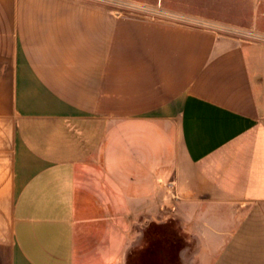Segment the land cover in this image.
I'll return each mask as SVG.
<instances>
[{"label": "crops", "instance_id": "0c3cea01", "mask_svg": "<svg viewBox=\"0 0 264 264\" xmlns=\"http://www.w3.org/2000/svg\"><path fill=\"white\" fill-rule=\"evenodd\" d=\"M165 183L182 264H264V40L0 0V264H128Z\"/></svg>", "mask_w": 264, "mask_h": 264}, {"label": "rangeland", "instance_id": "374dc122", "mask_svg": "<svg viewBox=\"0 0 264 264\" xmlns=\"http://www.w3.org/2000/svg\"><path fill=\"white\" fill-rule=\"evenodd\" d=\"M108 4L117 14L139 15L149 18L178 19L196 25L210 27L222 34L243 35L247 40H264L263 35L253 33V16H264V0H100ZM165 156H168L165 153ZM175 197L171 185L164 184L163 216L161 220L141 219L137 224L142 229L134 249L147 245L146 232L152 224L183 231V225L175 219ZM155 204V203H154ZM161 203H158V206ZM162 221V222H161ZM146 224V225H145ZM193 242V241H192Z\"/></svg>", "mask_w": 264, "mask_h": 264}, {"label": "trees", "instance_id": "16d2710c", "mask_svg": "<svg viewBox=\"0 0 264 264\" xmlns=\"http://www.w3.org/2000/svg\"><path fill=\"white\" fill-rule=\"evenodd\" d=\"M145 236L147 245L134 249L128 264H182L180 250L191 243L186 233L157 223L150 226Z\"/></svg>", "mask_w": 264, "mask_h": 264}]
</instances>
